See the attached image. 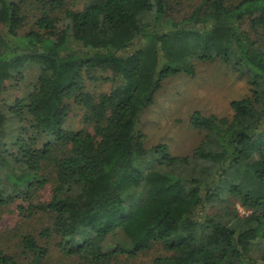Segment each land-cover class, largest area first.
<instances>
[{
    "label": "trees",
    "instance_id": "obj_1",
    "mask_svg": "<svg viewBox=\"0 0 264 264\" xmlns=\"http://www.w3.org/2000/svg\"><path fill=\"white\" fill-rule=\"evenodd\" d=\"M65 5L0 0V214L15 223L0 264H127L156 245L150 264H264V0ZM195 60L231 65L250 94L230 117L191 115L204 138L190 155L146 147L141 111ZM73 106L90 129L65 127Z\"/></svg>",
    "mask_w": 264,
    "mask_h": 264
},
{
    "label": "rangeland",
    "instance_id": "obj_2",
    "mask_svg": "<svg viewBox=\"0 0 264 264\" xmlns=\"http://www.w3.org/2000/svg\"><path fill=\"white\" fill-rule=\"evenodd\" d=\"M85 0H66L65 7L81 8ZM241 30L249 32L254 38L263 42L262 30H254L248 20L240 24ZM264 39V36H263ZM194 73L180 72L166 77L161 87L154 94L153 103L143 109L137 123V129L144 134V145L150 147L156 144H166L172 155H190L193 149L204 138V132L193 127L191 115L199 111L204 115L232 116L231 102L250 94V82L247 75H240L234 68L222 60L203 61L195 60ZM32 73L22 81L7 83V90L3 97L10 100L21 96L24 89L33 79ZM89 86L95 91H109L112 86L111 79H100ZM82 110L73 106L65 127L79 130L90 129L82 120ZM155 162L153 158L145 159L140 168H147ZM241 212L243 208L238 201H232ZM11 215V214H10ZM7 212L0 214V231L11 229L15 223ZM41 219H37L39 225ZM14 239L5 238L8 245L18 247ZM164 252L160 245L142 254L137 259L127 261V264H150L153 258Z\"/></svg>",
    "mask_w": 264,
    "mask_h": 264
}]
</instances>
